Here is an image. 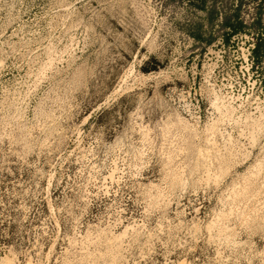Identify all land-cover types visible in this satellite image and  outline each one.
<instances>
[{"label": "rangeland", "instance_id": "rangeland-1", "mask_svg": "<svg viewBox=\"0 0 264 264\" xmlns=\"http://www.w3.org/2000/svg\"><path fill=\"white\" fill-rule=\"evenodd\" d=\"M263 21L0 0V264H264Z\"/></svg>", "mask_w": 264, "mask_h": 264}, {"label": "trees", "instance_id": "trees-1", "mask_svg": "<svg viewBox=\"0 0 264 264\" xmlns=\"http://www.w3.org/2000/svg\"><path fill=\"white\" fill-rule=\"evenodd\" d=\"M210 13V15L207 17V20H212V16L211 13L212 10L208 11ZM223 26H227L230 29L229 33H226L224 35H222L221 37V41L226 44L229 40V37H231L232 35L235 34L236 31L240 30L242 28V22L238 21V20H234L233 22L229 21V18H224L223 22H222ZM262 27L264 29V21L262 23ZM263 37H259L256 42L253 45V49H251V55L256 59H258V54L260 53V50L262 49V47L264 46V31L263 33ZM190 36L194 39V40H202V37L197 34V33H191Z\"/></svg>", "mask_w": 264, "mask_h": 264}]
</instances>
